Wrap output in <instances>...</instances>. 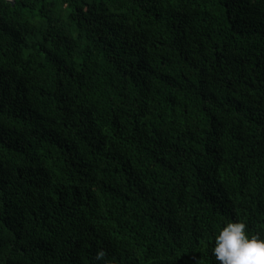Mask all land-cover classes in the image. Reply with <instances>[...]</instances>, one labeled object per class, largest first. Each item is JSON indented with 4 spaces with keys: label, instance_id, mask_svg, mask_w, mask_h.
<instances>
[{
    "label": "trees",
    "instance_id": "obj_1",
    "mask_svg": "<svg viewBox=\"0 0 264 264\" xmlns=\"http://www.w3.org/2000/svg\"><path fill=\"white\" fill-rule=\"evenodd\" d=\"M230 222L264 239V0H0V264H218Z\"/></svg>",
    "mask_w": 264,
    "mask_h": 264
},
{
    "label": "clouds",
    "instance_id": "obj_2",
    "mask_svg": "<svg viewBox=\"0 0 264 264\" xmlns=\"http://www.w3.org/2000/svg\"><path fill=\"white\" fill-rule=\"evenodd\" d=\"M212 255L218 264H264V239L250 234L244 222H230L215 236ZM105 256L100 250L94 259L102 261Z\"/></svg>",
    "mask_w": 264,
    "mask_h": 264
},
{
    "label": "water",
    "instance_id": "obj_3",
    "mask_svg": "<svg viewBox=\"0 0 264 264\" xmlns=\"http://www.w3.org/2000/svg\"><path fill=\"white\" fill-rule=\"evenodd\" d=\"M4 1H6L7 3H10L13 6L16 0H4Z\"/></svg>",
    "mask_w": 264,
    "mask_h": 264
}]
</instances>
